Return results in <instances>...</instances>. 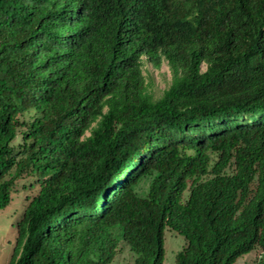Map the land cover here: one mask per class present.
Instances as JSON below:
<instances>
[{
	"label": "trees",
	"instance_id": "1",
	"mask_svg": "<svg viewBox=\"0 0 264 264\" xmlns=\"http://www.w3.org/2000/svg\"><path fill=\"white\" fill-rule=\"evenodd\" d=\"M26 176L9 264H264V0H0V207Z\"/></svg>",
	"mask_w": 264,
	"mask_h": 264
},
{
	"label": "rangeland",
	"instance_id": "2",
	"mask_svg": "<svg viewBox=\"0 0 264 264\" xmlns=\"http://www.w3.org/2000/svg\"><path fill=\"white\" fill-rule=\"evenodd\" d=\"M144 58V75L148 90L159 97L173 80V71L165 60L161 67H156L153 61ZM20 141V138L16 142ZM33 178L26 176L19 180L16 188L11 193V200L5 207H0V264H9L13 259L18 237V224L22 214L35 194L39 186L30 187L29 181ZM150 180L147 178L141 182L139 190L142 194L148 191ZM186 244L184 235L167 227L165 230V264H176V255ZM262 250L254 249L248 255L241 257L236 264H256ZM137 254L131 249L129 243L124 240L119 242L116 255L110 264H134Z\"/></svg>",
	"mask_w": 264,
	"mask_h": 264
},
{
	"label": "clouds",
	"instance_id": "3",
	"mask_svg": "<svg viewBox=\"0 0 264 264\" xmlns=\"http://www.w3.org/2000/svg\"><path fill=\"white\" fill-rule=\"evenodd\" d=\"M124 241H126V240H124ZM126 242H127V241H126ZM127 243H128V242H127ZM129 245H130V244H129ZM130 247H131V246H130ZM131 249H132V248H131ZM251 252H252V251H251ZM251 252H249V253H251ZM134 253H135V252H134ZM249 253H248V254H249ZM248 254H247V255H248ZM137 256H138V255H137ZM136 258H137V257H136ZM239 259H240V258H239ZM239 259H238V260H239ZM238 260H237V262H238ZM237 262H236V263H237ZM236 263H235V264H236Z\"/></svg>",
	"mask_w": 264,
	"mask_h": 264
}]
</instances>
